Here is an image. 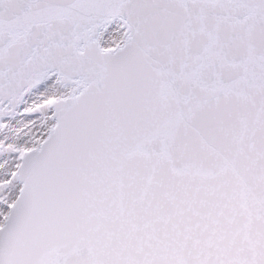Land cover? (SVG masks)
Instances as JSON below:
<instances>
[{"label": "snow or ice", "instance_id": "6c2138e0", "mask_svg": "<svg viewBox=\"0 0 264 264\" xmlns=\"http://www.w3.org/2000/svg\"><path fill=\"white\" fill-rule=\"evenodd\" d=\"M0 264H264V0H0Z\"/></svg>", "mask_w": 264, "mask_h": 264}]
</instances>
